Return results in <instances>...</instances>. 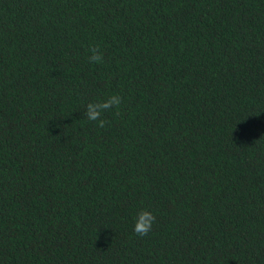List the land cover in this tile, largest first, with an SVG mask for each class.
Instances as JSON below:
<instances>
[{
  "label": "trees",
  "instance_id": "1",
  "mask_svg": "<svg viewBox=\"0 0 264 264\" xmlns=\"http://www.w3.org/2000/svg\"><path fill=\"white\" fill-rule=\"evenodd\" d=\"M0 264H264V0H0Z\"/></svg>",
  "mask_w": 264,
  "mask_h": 264
},
{
  "label": "clouds",
  "instance_id": "2",
  "mask_svg": "<svg viewBox=\"0 0 264 264\" xmlns=\"http://www.w3.org/2000/svg\"><path fill=\"white\" fill-rule=\"evenodd\" d=\"M88 60L90 63H102L104 55L99 44H94L89 47ZM123 103V97L119 94H110L102 98L93 99L88 102L85 107L84 116L88 121L95 122L99 128H104L109 122L103 118L104 113L113 108L119 109ZM155 213L149 208H142L135 217L134 233L137 236H147L156 222Z\"/></svg>",
  "mask_w": 264,
  "mask_h": 264
}]
</instances>
